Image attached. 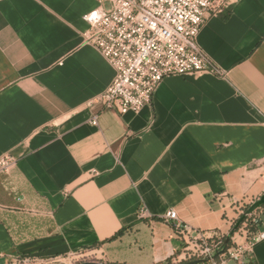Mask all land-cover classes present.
Masks as SVG:
<instances>
[{"label": "crops", "instance_id": "crops-1", "mask_svg": "<svg viewBox=\"0 0 264 264\" xmlns=\"http://www.w3.org/2000/svg\"><path fill=\"white\" fill-rule=\"evenodd\" d=\"M98 5L0 0V159L14 160L0 172V264L88 250L103 264H175L184 242L168 211L226 236L264 193V0H232L202 26L219 74L165 78L123 115L97 101L115 71L82 36ZM248 259L264 264V238Z\"/></svg>", "mask_w": 264, "mask_h": 264}, {"label": "built area", "instance_id": "built-area-1", "mask_svg": "<svg viewBox=\"0 0 264 264\" xmlns=\"http://www.w3.org/2000/svg\"><path fill=\"white\" fill-rule=\"evenodd\" d=\"M95 1L98 7L82 16L88 25L82 36L115 71L112 83L97 98L105 109L120 115L138 113L151 104L157 86L165 78L220 73L198 46L197 37L207 19L230 12L232 0ZM90 123L96 126L97 117ZM12 165L11 157L1 158L0 172ZM142 211L140 208L139 215ZM163 219L172 223L176 234L183 238V252L175 264H244L253 243L264 238L262 233L250 243L220 250L224 238L221 234L191 229L174 210ZM257 220L256 227L259 216ZM213 240L215 244L210 243Z\"/></svg>", "mask_w": 264, "mask_h": 264}, {"label": "rangeland", "instance_id": "rangeland-1", "mask_svg": "<svg viewBox=\"0 0 264 264\" xmlns=\"http://www.w3.org/2000/svg\"><path fill=\"white\" fill-rule=\"evenodd\" d=\"M261 209L264 208H260L258 210H256L254 213L256 214H251L249 217L250 219L248 220L247 223H243L239 229L237 230V232L233 235V236H237V237H243L244 242L243 244L246 243H250L253 239V237L255 236V230H256V223L254 222V220L258 219V212L261 211ZM245 211L243 210L242 213H240L236 219L234 220V222L231 224V231H236L234 230V226H235V222H237L239 220V218L243 215ZM247 218V217H246ZM258 221V220H257ZM230 232L228 235L224 236L227 237L230 235ZM232 236V237H233ZM215 240H213L212 244H215ZM235 244H232V239H231V246H233ZM96 263V264H103L102 258L100 256V254L95 251V250H88V251H84L78 255H73L70 257H67L65 259H54V260H50V261H37L35 259H19L17 260L15 263L13 264H81V263Z\"/></svg>", "mask_w": 264, "mask_h": 264}, {"label": "water", "instance_id": "water-1", "mask_svg": "<svg viewBox=\"0 0 264 264\" xmlns=\"http://www.w3.org/2000/svg\"><path fill=\"white\" fill-rule=\"evenodd\" d=\"M262 205H264V193L259 197V199H257L256 201H254L251 205L248 206V208L246 209V211L243 213V215L239 218V220L236 222L235 226H234V230H236L239 225L241 223H243V221L246 219V217L250 216L251 214H253L256 210H258ZM81 264H96V263H81ZM182 264H193L192 262H186V263H182Z\"/></svg>", "mask_w": 264, "mask_h": 264}, {"label": "trees", "instance_id": "trees-1", "mask_svg": "<svg viewBox=\"0 0 264 264\" xmlns=\"http://www.w3.org/2000/svg\"><path fill=\"white\" fill-rule=\"evenodd\" d=\"M247 208H248V206L245 205V206L242 207L241 210L246 211ZM260 208H264V205H262ZM260 208H259V209H260ZM249 219H250V217L248 216V217L243 221V223H247ZM235 223H236V222H235ZM243 223H241V224L239 225V227H240ZM239 227L237 228V230L239 229ZM237 230H236V231H231L229 236L224 237V238L222 239V243H221V246H220V247H221L220 250H226V249H228V248L231 246V238H232V236L237 232ZM222 236H223V235H222ZM244 264H254V263H253V261H252L251 259H248Z\"/></svg>", "mask_w": 264, "mask_h": 264}]
</instances>
